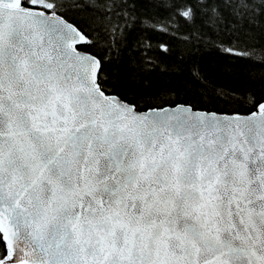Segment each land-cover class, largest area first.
Instances as JSON below:
<instances>
[{"label": "snow or ice", "instance_id": "obj_1", "mask_svg": "<svg viewBox=\"0 0 264 264\" xmlns=\"http://www.w3.org/2000/svg\"><path fill=\"white\" fill-rule=\"evenodd\" d=\"M63 6L0 0V264H264V104L137 112Z\"/></svg>", "mask_w": 264, "mask_h": 264}, {"label": "trees", "instance_id": "obj_2", "mask_svg": "<svg viewBox=\"0 0 264 264\" xmlns=\"http://www.w3.org/2000/svg\"><path fill=\"white\" fill-rule=\"evenodd\" d=\"M59 2L88 40L78 48L100 61L106 94L137 111L249 116L264 103V0L239 10L238 0H188L191 20L172 17L169 0Z\"/></svg>", "mask_w": 264, "mask_h": 264}, {"label": "water", "instance_id": "obj_3", "mask_svg": "<svg viewBox=\"0 0 264 264\" xmlns=\"http://www.w3.org/2000/svg\"><path fill=\"white\" fill-rule=\"evenodd\" d=\"M82 44H84V43H81V44H79V45H82ZM110 96H115V95H110ZM115 97H117V96H115ZM119 98V97H118ZM120 99V98H119ZM121 100V99H120ZM124 102V101H123ZM124 103H126V102H124ZM126 104H128V103H126ZM264 104V103H263ZM128 105H130V104H128ZM178 106H183V107H186V108H190L192 111H194V112H199V113H205V114H213V113H208V112H201V111H196V110H193L191 107H189V106H184V105H178ZM178 106H175V107H165V108H163V109H166V110H173V109H176ZM152 110V109H151ZM135 111H137L136 109H135ZM150 110H148V111H137V112H140V113H148ZM257 111H258V107H257ZM256 111V112H257ZM214 114H216L217 116H220V117H232V116H228V115H222V114H217V113H214ZM234 116H237V115H234ZM241 117H247V116H241Z\"/></svg>", "mask_w": 264, "mask_h": 264}]
</instances>
